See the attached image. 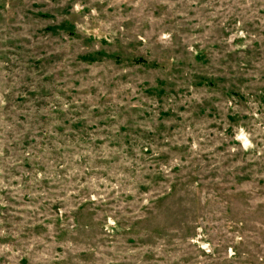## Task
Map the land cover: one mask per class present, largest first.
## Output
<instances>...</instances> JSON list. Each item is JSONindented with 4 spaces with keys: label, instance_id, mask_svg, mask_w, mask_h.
Wrapping results in <instances>:
<instances>
[{
    "label": "rangeland",
    "instance_id": "374dc122",
    "mask_svg": "<svg viewBox=\"0 0 264 264\" xmlns=\"http://www.w3.org/2000/svg\"><path fill=\"white\" fill-rule=\"evenodd\" d=\"M0 264H264V0H0Z\"/></svg>",
    "mask_w": 264,
    "mask_h": 264
}]
</instances>
